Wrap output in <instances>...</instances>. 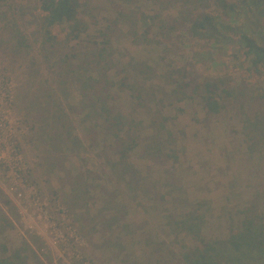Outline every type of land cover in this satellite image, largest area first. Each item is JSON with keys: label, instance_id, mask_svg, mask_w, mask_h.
Here are the masks:
<instances>
[{"label": "rangeland", "instance_id": "1", "mask_svg": "<svg viewBox=\"0 0 264 264\" xmlns=\"http://www.w3.org/2000/svg\"><path fill=\"white\" fill-rule=\"evenodd\" d=\"M35 2L0 0V190L8 195L11 202L3 204L1 215L6 214L13 223L12 227L4 229L3 235L0 234V243L4 241L11 249L23 248L27 255L24 264H41L36 256L45 264H144L149 252L147 248V252H143L140 233L144 230L159 236L169 249L179 252L182 246L178 239L180 242L174 245L168 242L161 230L165 212L174 209L173 196L176 194L172 182L189 199L207 202L213 213L208 227L212 236H222L226 232L227 224L236 216L238 208L262 202L264 160L258 159L260 154L252 156L245 152L239 133V117L246 100H264V75L256 87L258 91L248 89L240 94L233 100H243L242 103L230 106V111L220 117L207 115L198 96H184L183 88H179L171 75L170 62L179 59L180 64H184L187 54L183 60L170 51L160 31V22L170 16L176 17L184 0H134L132 3L124 0H80V14L88 20L89 29L80 40L71 41L67 47L64 43L55 47L43 45ZM142 13L145 15L141 19ZM158 13L162 14V19L157 21ZM13 23L27 38V45L23 48L11 43ZM147 24L153 28L145 39L143 34ZM102 31L109 33L107 44L103 42ZM184 31V24H179L172 38L174 46L179 51H190V47L185 49ZM103 47L109 56L106 55V59L112 57L117 60L109 70H106L108 65L104 61L88 58L89 53ZM68 52L75 54L72 59L75 64L90 68V74L98 79V90L104 89L105 92L107 85L109 100L123 115H132L137 121H142L138 130H142L143 135L155 134L148 128L151 122L161 126L160 135L167 136L169 131L173 134L172 143L162 140L164 143L159 145L165 148V155L159 158V162H150L138 155L131 158L138 176L152 180L151 187L155 188L157 200L141 201L131 196L127 201L124 209L127 211V225H124L127 237L124 236V242L129 250L121 255L110 249L103 253L102 236L90 228L97 220V202L101 199L98 194L108 186L105 157H110L112 150L106 145L105 138L96 133L95 142H91L84 128L88 118L81 113L71 114L84 147L79 154L59 153L57 162H49L46 156L50 150L43 152L38 143L28 142L24 135L28 128L23 122L26 116L24 100L52 97L51 100H63L67 110L74 106L77 111L80 110L77 100H88L82 99L79 72L68 74L64 71L61 59ZM120 61L131 62L132 79L128 82L134 83L136 88L142 87L146 95L149 94L144 102H137V109L135 105L133 107V100H138L139 90L134 93L119 85L126 75L120 71ZM193 62L190 64L192 76L195 73L211 79L227 75L233 82L241 83L231 68L209 71ZM140 68L145 73H140ZM107 79L111 83H106ZM14 137L19 141V144L16 142L19 145L17 149L14 141L12 143ZM170 148L175 149L178 157L170 155ZM28 167L31 175L28 174L27 178L15 171ZM69 171L71 177L67 173ZM72 171L83 174L97 193V202L90 203L88 213L83 216L79 212L87 210L76 209L79 204H71L73 198L68 197L70 200L63 203L70 182L76 184L74 181L79 180ZM168 172L174 176L170 178ZM108 179L111 194L114 186L110 176ZM142 184L146 188V184ZM138 201L142 204L139 205ZM70 206L76 209L74 213H70ZM83 224L85 229L81 227Z\"/></svg>", "mask_w": 264, "mask_h": 264}, {"label": "trees", "instance_id": "2", "mask_svg": "<svg viewBox=\"0 0 264 264\" xmlns=\"http://www.w3.org/2000/svg\"><path fill=\"white\" fill-rule=\"evenodd\" d=\"M35 1V9L38 10V27L40 26L44 46L55 47L64 43L67 47L71 41L80 40L82 34L88 31V20L80 14L82 5L80 0ZM124 1L134 2V0ZM144 15L142 13L141 19ZM156 16L157 21L162 19L161 13ZM179 24L185 26L182 35L185 49L186 46L190 47V51L187 49L179 51L174 46L175 41L172 38ZM152 28L153 26L148 24L145 27L143 34L145 39H148V33ZM160 29L170 51L183 60L185 58L182 57L187 54L184 64H180L179 59L170 62L174 82L179 88H183L184 96L190 98L198 96L207 115L220 117L230 111V106L242 103L243 100H233L240 94L248 89L258 91L256 87L264 75V0H184L179 14L162 20ZM101 36L105 39L103 42L107 44L109 33L102 31ZM11 43L20 48L27 45V38L15 23L11 30ZM14 51L18 50L14 48ZM105 52L106 48L103 47L99 51L89 53L88 58L94 57V61L96 59L104 61L108 65L106 70H109L110 65L113 66L117 60L112 57L106 59L109 56ZM75 57L72 52L65 53L61 62L65 65L66 73L79 72L82 99L88 100H77L79 111L74 106L67 110L63 100H51L52 97H46L44 100H24L23 108L26 116L23 122L28 127L24 135L28 142L38 143L43 152L50 150L49 155L46 156V161L49 162H57L59 153L79 154L84 147V141L76 132L71 114L81 113L88 118L85 120L87 122L84 128L91 142H95L96 133L105 138L112 154L110 157H105L108 186L98 194L101 199L97 202V193L92 190L83 174L72 171L79 180L74 181L76 184L70 182L63 203L68 197L73 198L71 204H79L75 206L76 209L81 207L87 210L84 213L79 212L83 216L88 213L89 204L97 202L95 213L97 220L90 228L102 236L103 253L105 249H110L121 255L129 250V246L124 242L126 235L124 225L127 223V211L124 209L127 208V201L131 196L141 201L157 200L154 196L155 188L151 187L152 180L138 176L139 173L135 172L131 158L138 155L150 162H159V158L165 155V148L159 145L164 143L162 140L172 143L173 134L169 131L167 136L160 135L161 126H155L151 122L148 128L154 130L155 134L143 135V131L138 130L142 121H137L131 117L132 115L129 117L123 115L114 106L112 100H109L107 85L105 92L104 89L98 90V79L90 74V68H84L81 63L75 64L72 61ZM193 61L209 71L231 68L241 83L233 82V79L227 75L211 79L195 73L192 76L190 64L194 63ZM130 63L120 61V71L126 72V75L120 80L119 85L134 93L139 90L137 96L133 93L138 99L133 100V107L135 105L137 109L139 103L144 102L149 94L146 95L142 87L136 88L133 86L134 83L128 82L132 79ZM144 67L149 69L146 65ZM140 73H145L143 68H140ZM106 83H111V80L107 79ZM141 106L144 105L141 103ZM242 107L239 133L243 148L245 146L244 150L248 155L260 154L261 157L258 156V159L264 160V100H246ZM149 119L152 121L150 116ZM13 141L15 148L19 146L17 137L12 138V143ZM170 150L171 156L178 157L174 148ZM15 171L17 173L19 171L20 175L24 174L26 178L28 174L31 175L29 167L23 171L19 169ZM67 173L69 177L72 176L71 171ZM168 173L170 178L174 176V173ZM109 176L114 186L111 194ZM142 182L146 184V188L143 184L140 185ZM172 185L176 194L173 196L174 209L169 213L165 212L161 230L168 242L174 245L182 241V246L180 245L179 252L169 249L165 247L166 242L160 240L159 236L154 235L152 231L144 230L140 233L144 244L143 252H147L145 248L149 251L148 256H145L144 264H153V262L155 264H264V198L261 203L256 202L238 208L236 216L227 224L226 232L222 236H212L208 227L213 219V213L207 202L203 199L193 201L188 195H184V191L174 182ZM155 193L158 195L157 192ZM141 201H138L139 205L142 204ZM3 204L9 205L11 202L8 195L0 190V234L6 227L13 226L6 214L1 215ZM76 209L69 207L70 213H74L73 210ZM62 211L67 212L68 209ZM87 224L89 221L86 222ZM86 225L83 224L81 227L85 229ZM26 260L27 255L23 252V248L11 249L4 241L0 243V264H24ZM36 260L45 264L37 256Z\"/></svg>", "mask_w": 264, "mask_h": 264}]
</instances>
